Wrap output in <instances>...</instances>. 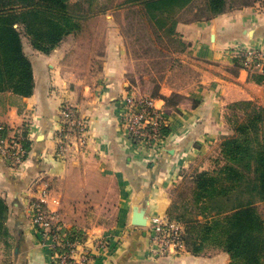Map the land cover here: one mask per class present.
I'll return each instance as SVG.
<instances>
[{"label": "crops", "instance_id": "0c3cea01", "mask_svg": "<svg viewBox=\"0 0 264 264\" xmlns=\"http://www.w3.org/2000/svg\"><path fill=\"white\" fill-rule=\"evenodd\" d=\"M114 14L101 13L84 33H70L51 53L25 38L34 92L28 97L0 92V127L11 131L27 124L31 141L20 165L0 157V195L11 204L14 239L4 248L7 264H53V239L43 240L28 207L40 197L41 187L38 191L33 180L43 177L49 187L44 204L64 229L84 232L86 246L98 237L109 241V247L93 250L88 264H227L230 256L222 249L206 256L187 248L153 260L147 227L155 217L169 215L172 189L187 172L213 167L207 162H214L221 141L233 133L230 105L239 100L264 104V78L252 76L264 73L236 62V49L264 47V0L211 18L179 20L176 36L185 50L157 80L142 71L139 82L126 66L125 39ZM96 20L104 21L100 43L96 36L89 39L93 31L97 35ZM153 86L160 93L153 96L155 104L166 118L165 139L157 150L132 140L124 128L126 96L149 94ZM63 107L86 123V131L72 135L65 150L60 148ZM135 209L145 211L146 226L134 224Z\"/></svg>", "mask_w": 264, "mask_h": 264}, {"label": "trees", "instance_id": "16d2710c", "mask_svg": "<svg viewBox=\"0 0 264 264\" xmlns=\"http://www.w3.org/2000/svg\"><path fill=\"white\" fill-rule=\"evenodd\" d=\"M194 0H126L131 11L146 19L151 28L177 34L181 10ZM237 0H202L196 19L211 18L233 6ZM255 0H242L250 5ZM98 0H0V92L11 91L28 97L35 88L34 67L26 53L24 39L44 53L51 52L70 33L81 28L82 20ZM135 15V16H136ZM243 66L244 59L236 57ZM257 81L261 73L252 75ZM159 95L158 88L149 92ZM228 120L234 133L220 146L213 171L194 175L191 203L186 211L172 202V219L186 223L187 248L203 254L210 246L230 256L227 264H264V104L239 100L229 107ZM166 126L163 127L165 135ZM11 207L0 196V238L10 234ZM16 227L23 226L18 220ZM70 240H85L81 230L67 229ZM8 241V240H7ZM9 244V242L7 243Z\"/></svg>", "mask_w": 264, "mask_h": 264}, {"label": "built area", "instance_id": "2783aa9c", "mask_svg": "<svg viewBox=\"0 0 264 264\" xmlns=\"http://www.w3.org/2000/svg\"><path fill=\"white\" fill-rule=\"evenodd\" d=\"M262 52L258 49H251L244 54V64L248 69L258 68L264 71ZM126 117L124 128L127 134L136 142H143L146 145L162 144L164 134L163 127L166 123L164 111L155 104V98L150 94L132 93L125 98ZM66 122L61 129L60 148L65 150L68 141L75 133L86 131V123L83 119H77L70 111L65 113ZM78 129V132H76ZM21 140L0 135V154L16 163H22L27 157L29 150ZM49 187L44 185L41 196L32 203L33 224L41 233V229L49 230L44 235L53 236V251L51 260L53 264H88L93 256L94 249L109 247L106 238L98 237L93 240L91 246L79 243L77 240H70L67 232L61 233L63 227L58 220V214L46 208L44 202L48 195ZM150 237L149 254L157 256H173L187 250L186 232L182 224L176 220H170L165 216H157L148 225ZM61 230V232H60ZM43 232V231H42ZM63 249H57L58 246ZM81 246V248H80ZM81 251H80V250ZM78 250L80 252H78Z\"/></svg>", "mask_w": 264, "mask_h": 264}, {"label": "rangeland", "instance_id": "374dc122", "mask_svg": "<svg viewBox=\"0 0 264 264\" xmlns=\"http://www.w3.org/2000/svg\"><path fill=\"white\" fill-rule=\"evenodd\" d=\"M125 1L126 0H98L96 7L98 6L97 8L104 9V11H102V12H97V11L90 12V14H88V16L82 20L81 28L72 32V33H74V34L84 33L86 28L89 26L88 22L90 20L95 21V19H98L95 17H99L101 15V13H106V14L115 13L114 14L115 17H114L113 21L116 24L118 23L120 25V27L122 28L121 31L123 32L124 39H125V51H124V53H125L126 59H127L126 66L129 69L130 76H132L131 79L134 78L139 82L140 81V79H139L140 72L151 71V72H144V73L153 74L154 78H155L154 80H157V78L160 77L162 72H164L166 70V68L170 64L172 58L176 57L182 51L185 50L186 44L184 43V41L179 36H176L178 34H176L174 36H170L165 31H157L156 29L151 28V25H149V22L146 21L145 18H143V20H142L141 17L137 16L134 12H132L131 11L132 9L130 8V6L127 3H125ZM256 1H258V0H255L254 2H256ZM254 2H252V3H254ZM200 5H202V0H194L191 3V5L184 8L183 10H181L179 12V14L177 15V17L179 18V20L196 19L197 9L199 8ZM242 6H244L242 4V0H237V1L233 2L232 7H242ZM102 22H104V21L103 20H99V21L96 20V23L99 27L97 35L93 31L92 34H90L89 39L90 38L93 39L96 36V38L99 40V43L101 42V38H102V35L104 32V30H102V25H101ZM82 36H85V39H88L87 33L82 34ZM251 49L261 50L262 57H263L262 60L264 61V47H262V46H249V45H247L245 47H240V48L236 49V54L239 57V59L243 60L244 54ZM51 52H49V53H51ZM178 68H179V66H178ZM253 69H256V68H253ZM257 70H261V69L257 68ZM262 72L264 73V71H262ZM143 84H144V87L150 89L149 83H146V84L143 83ZM151 89L153 90V89H155V87L153 86ZM132 93H133V91L129 92V94H132ZM142 94H144V93H142ZM125 107H126V104H125ZM64 110H65L64 119H65V113L67 111L72 112L74 114V116L76 115L75 111L73 109H69V108L66 109L63 107L62 111H64ZM165 120H166V118H165ZM64 126H65V121H64V125L62 127L64 128ZM29 128H30L29 125L21 123L19 127L10 131L6 126L2 125L0 127V135L4 136V137L13 136V138L16 140L22 139L23 141H21V142L23 144L25 143V146L27 147V149L29 150V153H30L31 141L28 138L29 137L28 136V133H29L28 129ZM76 132H78V129H76ZM233 133H234V130H233ZM233 133L231 135H233ZM163 139H165V138H163ZM222 141H221V143H222ZM221 143H220V146H221ZM147 146H150V145H147ZM158 146H159V144L152 145L150 147L156 148V150H157ZM29 153L27 154V156L29 155ZM220 156H221L220 153H218L217 157L213 158L214 162H210V161L207 162L208 167H210V165L213 166V167H211V169L202 170V171H213L217 167V161L216 160ZM0 157L2 159H5L6 161H8L9 164H13V166H15L16 164L17 165L21 164V163H16L15 161H11L8 158L3 157L1 155H0ZM198 172H200V171H195V170L191 171L190 170L173 187L172 198L174 200H177V202L180 203V208L178 210L177 209L175 210V214L179 213V212L186 211V209L182 205L183 203L185 204V202H186L187 205H189L192 202L191 201L192 195H193V186H192L193 181L192 180L194 179V175L197 174ZM33 181H34L33 186H37V189L39 191V187L42 188V186H44L45 179H44V177L43 178H36ZM41 188L39 191L40 196H41ZM0 196L3 197L2 194ZM38 198L39 197L32 198V200L29 202L28 207L30 209V213L32 216L34 213L32 203L37 201ZM5 199L8 202V199L7 198H5ZM9 205L11 207L10 203H9ZM112 207L110 208L109 213H112V211H113ZM167 218L170 220H176V219H172L170 217V215H168ZM176 221H178L180 224H182V226L184 227V230L186 232L187 231L186 230V223L183 221H180V220H176ZM33 227L36 228L35 225ZM62 227H63V230H62V232L60 230L61 233H64L65 230L67 231V228L64 229L63 225H62ZM50 231H53V227L50 229ZM50 231L45 230L44 228L41 229V235H42V238L44 241H46L47 238L53 239V236H51L49 234L44 235V232L51 233ZM9 239H11V242H14V239H13L11 233L8 235L7 238H5V237L0 238V264H7V261L9 259L7 253L4 252V248L7 247V245H8L7 243L10 241ZM85 240L78 239L77 241L79 243H82ZM186 241H187V239H186ZM149 247H150V237H149ZM57 249L61 250V249H63V247L59 245L57 247ZM219 249L220 248L210 246L207 248V251H205L204 254L206 256H209L211 254L218 252ZM9 250H10V253H9V255H10L12 253V246L9 248ZM150 257H152V256L150 255ZM166 257H168V256H157L156 258L152 257V259L153 260H162L163 258H166Z\"/></svg>", "mask_w": 264, "mask_h": 264}, {"label": "water", "instance_id": "95a60500", "mask_svg": "<svg viewBox=\"0 0 264 264\" xmlns=\"http://www.w3.org/2000/svg\"><path fill=\"white\" fill-rule=\"evenodd\" d=\"M144 215H145L144 210L139 211L138 209H135L134 220H133L134 224L140 225V226H146L148 223V220Z\"/></svg>", "mask_w": 264, "mask_h": 264}]
</instances>
